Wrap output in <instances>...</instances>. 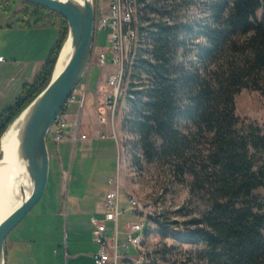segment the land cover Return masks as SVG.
<instances>
[{
  "label": "trees",
  "instance_id": "1",
  "mask_svg": "<svg viewBox=\"0 0 264 264\" xmlns=\"http://www.w3.org/2000/svg\"><path fill=\"white\" fill-rule=\"evenodd\" d=\"M135 2L142 48L125 80L128 111L122 122L134 149L141 152L135 160L143 156L147 163L167 160L185 167L193 136L207 133L211 150L206 163L188 172L193 177L191 190L206 196L209 206L178 238L204 244L197 255L203 264H264V125L240 121L235 104L244 88L264 96L262 0H208L205 19L190 22L173 15L182 4L168 10L162 0ZM0 12L21 21L22 27L30 26L32 19L34 24L57 28L40 71L23 83L14 103L0 113L1 138L50 82L68 23L60 14L26 0H0ZM66 110L65 105L61 112Z\"/></svg>",
  "mask_w": 264,
  "mask_h": 264
},
{
  "label": "rangeland",
  "instance_id": "2",
  "mask_svg": "<svg viewBox=\"0 0 264 264\" xmlns=\"http://www.w3.org/2000/svg\"><path fill=\"white\" fill-rule=\"evenodd\" d=\"M95 1L98 4L102 1L103 7L107 8V0ZM189 1L186 0V4L179 0L176 3L162 0V3L168 6V10L173 9L174 4H182L173 15L183 22L204 20L207 16L208 0H192V4ZM262 3L264 5V0ZM262 13L263 10H260L258 17ZM150 16L156 20L160 18L155 14ZM6 23H12L13 26L7 28ZM28 23L30 26L22 27L21 21L15 22L10 15L0 12V56L5 59L4 63H0V113L14 103L23 83L32 80V67L34 70L37 68V72L40 71V65L47 53L46 47L50 48L57 38V34L51 37L50 33V30L56 32L55 26L34 24L32 19ZM107 37L106 30L96 35L88 71L77 86L80 88L82 84H87V94L94 95L104 81L106 70L98 66L95 55L109 46ZM110 60L111 55L108 54L107 64ZM127 86L128 81L124 83V94ZM235 104L236 115L240 121L245 124L253 122L259 126L264 125V96L260 91L242 89L235 96ZM119 105L117 135L120 150L114 139H111L112 149L106 146L108 141L101 139L99 135L90 141L92 151L88 154V160L80 162L78 148L73 150V179L79 173V181L76 184L73 181L66 183L63 193L60 192L57 196L51 194L50 187L46 188L41 200L7 238L9 241L22 242L20 249L11 253L9 261L7 259L8 264H67V244L69 256L68 253L66 256L70 259L75 257L74 251L80 252L85 258L97 251L98 245L94 244L91 231L93 226L88 221L91 215L89 210L100 198L105 197L111 189V181L116 180L120 186L121 209L124 210L118 227L120 242L125 239V224L140 221V217L131 210L130 196L136 198L142 206H147L145 209L162 202L165 206L164 213L149 223L146 246L152 252L151 259L157 264H203L197 255L205 248L204 244H187L178 237L185 235L190 228V220L200 217L209 206L206 196L202 197L200 193L191 190L193 177L188 172L190 167L200 170L202 163H206L205 158L211 150L209 135L198 132L193 136L185 167H179L167 160L147 163L143 156L138 161L135 159L141 152L134 149L133 137L122 127L121 116L128 111L127 105L123 99ZM95 139L98 141L96 152ZM47 140L49 148L52 149L51 134ZM112 153L114 161L109 159ZM113 227L114 223H108L107 235L112 233ZM134 254L132 252L131 255Z\"/></svg>",
  "mask_w": 264,
  "mask_h": 264
},
{
  "label": "built area",
  "instance_id": "3",
  "mask_svg": "<svg viewBox=\"0 0 264 264\" xmlns=\"http://www.w3.org/2000/svg\"><path fill=\"white\" fill-rule=\"evenodd\" d=\"M136 11L135 0H107V8L103 7L102 1H99V4L95 2L94 34L96 37L98 32L108 31L107 41L109 44L104 51H100L95 55L98 66L106 70L104 81L97 90L95 113L98 123L108 130V133L101 132L99 136L102 139H114L119 150L120 144L117 135L118 107L120 101L124 100L126 96V93H123L125 80H129L130 68L139 48H142L135 24ZM108 54L111 55V60L107 64ZM4 62L5 59L0 56V63ZM86 87L87 84H82L80 88L76 87L66 104L69 106L75 103L77 97L86 91ZM124 115L121 117H124ZM69 127L70 124L65 113L60 112L56 116L48 136L51 134V141L55 143L64 141ZM79 137L81 139L88 138L86 134H81ZM77 138L78 133L74 136V140ZM111 185L112 187L106 193L102 203L103 217L91 218V224L94 227V239L98 245V250L93 255L92 264H147L152 261V252L146 246L148 234L146 231L150 229L149 223L151 220L164 213L165 206L162 202H158L154 206L146 208L149 209L146 210L145 207L147 206H142L136 198L130 196L131 210L136 216L140 217V221L125 224V239L120 242L118 227L124 210L121 209L118 180L111 181ZM108 223H114L110 236L107 235ZM132 252L135 253L133 256L131 255Z\"/></svg>",
  "mask_w": 264,
  "mask_h": 264
},
{
  "label": "water",
  "instance_id": "4",
  "mask_svg": "<svg viewBox=\"0 0 264 264\" xmlns=\"http://www.w3.org/2000/svg\"><path fill=\"white\" fill-rule=\"evenodd\" d=\"M26 1L60 14L68 23V33L55 69L68 42L70 55L62 72L55 77L54 69L45 89L14 119L0 138L1 164L3 161L2 140L18 124V153L32 187L30 195L0 222V264H6L4 247L8 236L25 219L46 191L50 171L47 136L56 116L60 114L68 98L84 78L95 44V0Z\"/></svg>",
  "mask_w": 264,
  "mask_h": 264
},
{
  "label": "crops",
  "instance_id": "5",
  "mask_svg": "<svg viewBox=\"0 0 264 264\" xmlns=\"http://www.w3.org/2000/svg\"><path fill=\"white\" fill-rule=\"evenodd\" d=\"M45 26H47V25H45ZM50 27H52V26H50ZM51 29H53V28H51ZM52 31L53 30H50L51 37L55 36L57 34V30L55 33ZM51 46H50V48H51ZM46 48L47 49L45 50V52H47L46 53V56H47L50 48L48 46ZM45 58L43 59V61L45 60ZM43 61H42V63H43ZM42 63H41V65H42ZM41 65H40V67H41ZM26 68L29 69V66L26 65ZM36 69L34 70V67H32V69H31L32 79L35 76V74L37 73ZM31 81L32 80H30L29 82H31ZM76 102L77 103H73V104L67 106L66 116H67V120L70 124V127L66 131V140L61 141L59 143L53 142L52 149L48 148L49 149V155H50V171H49V179H48L47 187H50L51 194H54L56 196L60 192L63 193L64 186L66 183L68 184V183L73 181V183L76 184L79 181V178H78L79 173L77 175H75L77 177L73 179V176H74L73 166H72L73 150L76 151L78 148L79 153H80V162L86 161V160H88V157H89L88 154H90V152L92 151V149L90 147V144H91L90 141H93L94 137L97 138L99 133H101V132H107L108 133V130L98 123L97 116L95 113V108H96V104H97V91L94 95L87 94V87H86V91L77 97ZM76 133H78V138L76 140H74V136L76 135ZM81 134H86L88 136V138L87 139H81L79 137ZM111 139L112 138H105L103 140L108 141V142H106V146L113 149V146H112L113 143L111 142L112 141ZM96 143L98 144V141H96V139H95L94 152H96L97 147H98L96 145ZM70 147H71V150H70ZM110 156L111 157H109V159L114 161L115 160L114 159V153H112V155H110ZM112 164L114 165V163H112ZM104 198L103 197L100 198L98 200V202L96 203V205H93L92 209L89 210V212H90L89 214H91V215H90V218L88 219V221L90 222V224H91V218L92 217H98V218L103 217V215H102V203H103ZM72 213H73V217H75L76 215L74 214V211H72ZM107 227H108V224H107ZM112 230H113V228H112ZM91 231L93 232V237H94V227H93V229L91 228ZM108 231H109V229L107 228V232ZM110 235H108V236H110ZM89 240H91L90 234H89ZM7 241H8V243H7V246H8L7 259H8L11 255V253L15 252L18 248L20 249V245L22 244V242L18 241V240H10V241L7 240ZM76 242L78 243V241H76ZM94 244H96V242ZM66 250H67V252H65V261H67V264H92L93 263V255L97 252V251H94L91 253L90 256H87V258H85L81 255L80 252L74 251L75 257L73 259H70V258H68V256H69L68 244H67ZM67 253H68V256H66ZM9 260L10 259H8V261Z\"/></svg>",
  "mask_w": 264,
  "mask_h": 264
},
{
  "label": "bare ground",
  "instance_id": "6",
  "mask_svg": "<svg viewBox=\"0 0 264 264\" xmlns=\"http://www.w3.org/2000/svg\"><path fill=\"white\" fill-rule=\"evenodd\" d=\"M69 55L70 43L68 42L57 63L54 73L55 77L64 69ZM17 125L2 140L3 161L0 164V222L30 195L32 188L24 163L18 153Z\"/></svg>",
  "mask_w": 264,
  "mask_h": 264
}]
</instances>
